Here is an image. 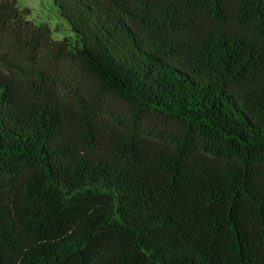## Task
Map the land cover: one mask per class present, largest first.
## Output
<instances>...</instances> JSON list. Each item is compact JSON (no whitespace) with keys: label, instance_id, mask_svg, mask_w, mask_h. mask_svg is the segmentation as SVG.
<instances>
[{"label":"trees","instance_id":"obj_1","mask_svg":"<svg viewBox=\"0 0 264 264\" xmlns=\"http://www.w3.org/2000/svg\"><path fill=\"white\" fill-rule=\"evenodd\" d=\"M52 1L132 110L41 86L50 29L0 0V264H264V0Z\"/></svg>","mask_w":264,"mask_h":264},{"label":"rangeland","instance_id":"obj_2","mask_svg":"<svg viewBox=\"0 0 264 264\" xmlns=\"http://www.w3.org/2000/svg\"><path fill=\"white\" fill-rule=\"evenodd\" d=\"M19 8L29 10L28 19L36 25H45L50 29L51 43L47 49L32 63L30 75L35 76L41 86L51 85L69 98L72 92L80 95L84 103L94 106L97 111L106 115L112 123L127 121L132 107L118 101L115 97L94 89L88 77L81 74L73 54L74 36L66 22L59 16L52 0H15ZM27 65V63H25ZM24 65V67L29 68ZM92 87V88H91ZM95 91V92H94ZM109 110V112H108ZM111 111V113H110Z\"/></svg>","mask_w":264,"mask_h":264}]
</instances>
